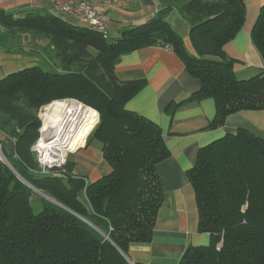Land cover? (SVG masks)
<instances>
[{
	"label": "trees",
	"instance_id": "trees-1",
	"mask_svg": "<svg viewBox=\"0 0 264 264\" xmlns=\"http://www.w3.org/2000/svg\"><path fill=\"white\" fill-rule=\"evenodd\" d=\"M149 21L122 31L119 39L79 28L53 14L15 18L0 11V41L19 35L45 38L55 69L36 66L0 81V132L14 141L15 157L0 143L14 170L0 159V264H130L129 250L152 241L164 201L158 166L171 156L156 123L129 111L127 103L146 82H123L116 65L124 55L149 47L172 50L200 89L176 109L213 99L222 127L238 112L264 111V73L239 80L238 61L225 47L246 23L244 0H157ZM177 10L191 27V54L167 21ZM264 57V7L252 29ZM75 100L94 109L99 124L88 142L101 145L109 175L89 183L72 174L43 176L33 147L40 137V110ZM194 188L199 232L210 244L190 247L180 264H264V139L239 129L202 148L188 172ZM222 245V246H221Z\"/></svg>",
	"mask_w": 264,
	"mask_h": 264
},
{
	"label": "crops",
	"instance_id": "crops-1",
	"mask_svg": "<svg viewBox=\"0 0 264 264\" xmlns=\"http://www.w3.org/2000/svg\"><path fill=\"white\" fill-rule=\"evenodd\" d=\"M110 1L114 5L108 12L111 39H119L122 31L149 21L162 9L157 0ZM244 1L246 23L225 47L226 55L238 61L235 72L239 80H249L264 73V57L251 36L264 0ZM0 11L11 13L15 18L52 14L49 4L33 0H0ZM167 21L182 37L186 49L195 54L188 22L177 10L170 12ZM8 44V41H0V81L21 70L43 65L40 54L22 48L12 49ZM116 75L123 82H146L126 108L160 126L171 154L158 166L164 201L157 215L152 241L132 245L129 260L134 264H180L190 247L207 246L211 240L210 235L199 232L198 206L188 177L199 151L239 129L264 139V111L238 112L216 129H209L216 118L213 99L186 104L172 112L171 105L186 101L200 89V83L187 73L180 58L168 48L149 47L122 56L116 65ZM0 143L10 157H15L14 141L2 132ZM84 145L70 156L69 163L73 176L93 183L109 175L111 167L104 159L99 143L91 141Z\"/></svg>",
	"mask_w": 264,
	"mask_h": 264
},
{
	"label": "built area",
	"instance_id": "built-area-1",
	"mask_svg": "<svg viewBox=\"0 0 264 264\" xmlns=\"http://www.w3.org/2000/svg\"><path fill=\"white\" fill-rule=\"evenodd\" d=\"M34 2L47 3L50 5L52 14H63L65 20L79 28H86L95 33L101 34L105 39L109 38V18L108 12L114 9L110 0H33ZM71 100H63L52 103H65ZM87 107V106H86ZM50 108V107H49ZM90 108V107H89ZM47 109L44 107L39 112V119L42 121L43 128L40 130V137L33 147L37 156L39 171L38 173L47 176L57 174L65 168L69 157L84 147L90 134L99 124L97 115L96 124L84 143L75 146L71 141V131H67L66 123L59 126L53 135H48L43 131L45 127V114ZM82 142V141H81Z\"/></svg>",
	"mask_w": 264,
	"mask_h": 264
},
{
	"label": "bare ground",
	"instance_id": "bare-ground-1",
	"mask_svg": "<svg viewBox=\"0 0 264 264\" xmlns=\"http://www.w3.org/2000/svg\"><path fill=\"white\" fill-rule=\"evenodd\" d=\"M97 115L94 109L75 100L54 104L46 111L43 131L47 136L53 135L59 126L66 123L67 131L72 132L70 144L78 146L93 130Z\"/></svg>",
	"mask_w": 264,
	"mask_h": 264
},
{
	"label": "rangeland",
	"instance_id": "rangeland-1",
	"mask_svg": "<svg viewBox=\"0 0 264 264\" xmlns=\"http://www.w3.org/2000/svg\"><path fill=\"white\" fill-rule=\"evenodd\" d=\"M113 1L119 2V0H113ZM56 16L64 19L63 14L57 13ZM8 43H9L8 46L12 49L22 48L26 51H32V52H36V53L40 54L42 57V64H43L42 66L45 69L48 68L49 70L55 69V67L53 66L54 57H53L51 51L47 48L48 41L45 38L33 37L32 35H19L18 37L14 38V39L13 38L9 39ZM51 106H52V104L45 106L44 109H47ZM42 124L43 123L41 121L40 130L43 128ZM87 142H88V140H87ZM0 149H1V145H0ZM1 151H2V149H1ZM69 159H70V157H69ZM69 159H68L67 163L69 162ZM34 193H35V195L32 198V206H33L34 212L39 213L42 209V202L40 199L41 198L45 199V198L38 192L34 191Z\"/></svg>",
	"mask_w": 264,
	"mask_h": 264
},
{
	"label": "water",
	"instance_id": "water-1",
	"mask_svg": "<svg viewBox=\"0 0 264 264\" xmlns=\"http://www.w3.org/2000/svg\"><path fill=\"white\" fill-rule=\"evenodd\" d=\"M0 159H2V161L12 170V172L18 177L19 180H21L24 184H26L30 189H32L35 192L40 193L46 200L51 201L57 205H59L58 203H56L54 200H52L51 198H49L48 196L44 195L43 193L39 192L38 190H36L32 185H30L26 180H24L15 170L14 168L10 165V163L8 162V160L6 159V157L4 156V154L2 153L1 149H0ZM222 246V245H221ZM130 261V260H129ZM130 264H134L130 261Z\"/></svg>",
	"mask_w": 264,
	"mask_h": 264
}]
</instances>
